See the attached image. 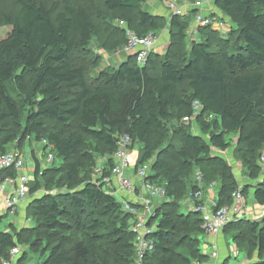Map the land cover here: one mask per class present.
Here are the masks:
<instances>
[{"label": "trees", "instance_id": "trees-1", "mask_svg": "<svg viewBox=\"0 0 264 264\" xmlns=\"http://www.w3.org/2000/svg\"><path fill=\"white\" fill-rule=\"evenodd\" d=\"M213 1L209 16L229 19L233 33L200 26L194 40L190 31L197 10L167 16L147 11L146 0H102L98 16L109 25L107 14L123 22L112 32L125 45L127 30L140 37L161 34L163 22L170 42L164 55L155 50L144 64L129 53L117 67L92 75L76 59L98 60L92 48L99 40L93 6L79 7L76 0L0 5V29L11 28L0 40V156L35 138L47 142L46 156L50 151L55 157L44 170L36 157L26 207L31 224L0 229V264L17 244L25 248L19 264L33 253L43 264L136 263L134 218L94 175L102 157V176L112 177L113 156L126 136L132 149L141 147L136 170L150 167L148 179L167 192L150 222L155 229L147 238L154 246L144 264L210 262L202 250L206 234L200 214L182 212L180 203L197 190L205 200L215 184L218 207L232 204L240 184L225 156L231 149L252 181L243 194L247 198L253 189L264 205V180L256 182L263 175L264 0ZM182 117L195 120L197 128L176 126ZM197 171L204 184L192 179L188 190ZM17 173L7 170L5 176ZM223 233L238 248L246 247L248 264H264V220L232 222Z\"/></svg>", "mask_w": 264, "mask_h": 264}, {"label": "built area", "instance_id": "built-area-1", "mask_svg": "<svg viewBox=\"0 0 264 264\" xmlns=\"http://www.w3.org/2000/svg\"><path fill=\"white\" fill-rule=\"evenodd\" d=\"M183 6H189L183 12ZM206 5H203L202 1H196L194 3H187L178 5L176 0L169 1V9L172 14L186 15L193 10H197L194 14V22L196 26H212L213 28H223L225 22L229 20L227 18L218 19L216 17H205L202 13L206 9ZM192 32L197 34L196 30ZM127 44L126 50L132 53H136L137 61L139 64H144L147 56L157 49L159 43V37L155 33H150L146 37H140L132 30H127ZM199 103H195L196 113L199 112ZM47 144L46 141L42 142ZM132 140L129 136L123 137L120 142V148L115 152L113 158L115 160V167L112 171L111 178H104V183L111 186V182L116 179V194L120 196V199L124 205L125 211L133 216V218L140 217L142 222L139 224H133V232L137 239V256L135 264H144L146 253L153 249V243L144 238L139 233L145 228L143 220L145 218H155L156 208L152 199L143 200V198L137 197L135 194L137 188L130 181L131 174L128 175L129 169H134L139 159V152L136 149L131 148ZM55 157L50 151H47V164L53 163ZM261 163H264V150L261 154ZM17 170V176H5L7 170ZM98 174L102 175L103 167L97 168ZM141 178L145 181V191L150 196L158 199H165L167 192L162 186L153 184L151 181L146 180V169L143 168L140 171ZM148 179V178H147ZM33 179H30L29 172L26 169V162L24 160V154L16 147L12 148L11 152L0 156V191H4L7 184H12L15 187L14 193L6 197L5 204L8 212L16 214L17 209L22 204H28L30 198V183ZM115 181V180H114ZM197 182L200 187L204 184V178L202 173L199 172ZM215 184H211L210 188H214ZM122 195V196H121ZM194 200L190 210H193L200 214L202 219V228L205 231L207 240L204 241L202 246L203 253L208 255L210 262L206 264H221L219 262L220 252L215 243V238L223 233L225 227L232 223L242 219H246L248 214L246 213L247 198L243 194L242 187L240 186L233 194V202L230 205L218 207V202L215 197L207 198L203 200V191L197 190L191 193ZM27 226L31 224V219L26 218ZM25 252V248L17 244L9 254V257L3 261V264H19L22 255ZM234 253V252H232ZM200 264V263H199Z\"/></svg>", "mask_w": 264, "mask_h": 264}, {"label": "rangeland", "instance_id": "rangeland-1", "mask_svg": "<svg viewBox=\"0 0 264 264\" xmlns=\"http://www.w3.org/2000/svg\"><path fill=\"white\" fill-rule=\"evenodd\" d=\"M40 1H43V2L51 5L55 2L59 3L61 0H40ZM76 1H77V5L79 7H92L93 6V8H95L94 9L93 22L98 29L99 40L92 43V48L94 49L95 53H97V54H99V56H101V58L99 56H97L98 60H95V57L93 55L91 59H88V61L87 60L84 61L85 59H83V58H79V59L77 58L76 59L78 61L77 63L83 64V65L85 64V66L86 65L89 66V68H90L89 73L91 75L95 74L94 73L95 70L101 69L105 66L117 67L118 65H120L122 63L121 61L126 57L127 52H126V45L124 43V38L121 35H114L112 30H114L115 27L121 28L125 25L123 24V22L118 20L117 16L112 17L111 14H107L108 20L112 21L111 25L106 23L107 21L104 18H102L101 16H98L100 13H102L104 11L102 0H76ZM197 1H202L203 5L205 4L207 6L206 9H204L202 11V13L205 15V17H208L215 10V8L213 7V5H214L213 0H197ZM176 3L178 5H182V4L194 3V2H192V0H178V1L176 0ZM0 5H4V7H7V8H12L14 3H13V0H0ZM144 8L147 11L152 12L153 14H162V15L165 14L168 16V15L173 13L169 9V1L168 0H146ZM183 8H184L183 12H185L187 9L189 10V6H183ZM219 18H220V16L218 17V19ZM196 25H197L196 22H194V25L191 26V31H190L191 37H194L193 38L194 40L199 39V36L196 33L192 32L193 30L198 31V29L200 28V26H196ZM215 30L224 36H228V35L230 36L233 33V31H229L228 28L225 31L224 30L221 31L220 29H215ZM10 31H11L10 27L1 28L0 29V40L5 38L6 35ZM168 31H169L168 30V23L163 22V32L161 34H157V36L159 37V43L157 46L158 47V53L161 56L167 52V48H168V45L170 42ZM103 48L105 50H99V49H103ZM176 126L185 127V128L190 127L193 129L197 128V124H196L195 120H189L187 117H185V118L182 117L179 120V124ZM229 138L234 139V137H232V136H230ZM43 147H44V145L42 142L36 140L35 138H30L29 140H27L22 145V147L19 148V150L24 154V160L26 162V169H28L30 179L34 178L33 171L35 168V161H34L33 157L35 158V160H36V157L39 159L42 170H44L46 167H49L52 165V163L47 164V161H46L47 156H46V152L44 151ZM140 150H141V147H138V148H136L135 151H138L139 152L138 154L140 155ZM32 155H33V157H32ZM225 156L227 157L228 162L233 166L235 172L237 173L238 183L240 184V186L243 188L245 184H250L252 181L248 178V176L246 174V172H247L246 169H244L242 167V163L240 162L239 157L234 156V149L229 150ZM105 159L106 158H102V157L98 158L99 166L102 165V163L104 162ZM55 165L59 166L60 163H58V161H57ZM262 167H263V175L256 182L264 180V163H262ZM141 169H143V168H141ZM141 169L136 170V167L133 170L129 169L127 177H129V174H131V177H129V178H130V181L133 182V184L137 188L135 191H133V192H135L136 195H138L137 197L143 198L142 201L147 200L149 198L152 199L153 204H154L155 208L157 209V207L161 206L164 202H166V200L154 198V197L150 196V194L148 192L145 191V181H144V179L141 178V175H140ZM145 169H146V175H147L146 180L150 181L147 178H148V175L151 171V168L146 167ZM97 170L98 169H96V172H94V175L97 176L96 179L102 184V183H104V176H102L101 174L98 176ZM199 172L200 171H197L196 174L194 176H192L193 178L189 179L188 190L190 189V184H191L190 181L192 179H193L192 182L197 181V177H198ZM114 180L111 182V186L107 185V183H104L103 188L108 192L109 191L115 192L117 189V187L115 186L117 180L116 179H114ZM45 189L50 190V192L53 194L56 193L55 188L47 187ZM210 191H214V193L217 194V186L215 185L214 188H210V186H209L207 193ZM4 194H5V192L0 193V205H2L4 202ZM250 194H251V190L248 191L247 200H248ZM117 196L119 197V200H121L120 196L119 195H117ZM166 199H167V197H166ZM193 202H194V200L192 199V195H191V193H189L180 203L182 212H187L188 210H190L192 205H193ZM0 208H1V210H0L1 214L7 213V216L3 219V225H1V227H0V229H5V227L9 226L11 224V222H13V220H16L17 216L12 214L11 212H7L5 207H0ZM262 220H264V217ZM132 221H134V219ZM224 237L226 240L227 255L222 259V261L229 258V259H227L228 264H244L245 258H246L245 256L248 253V251L246 250V247L234 248L235 252L232 253L230 248L233 245V241H232L233 239L228 234H226V235L224 234ZM203 239L207 240V237L205 236V238L203 237ZM136 247H137V243H136ZM217 248L219 249V246H217ZM219 252H221L220 249H219ZM254 258H255V255L253 256V259ZM43 260L44 259L41 258L39 253H33V254L29 255L28 260L25 261V263H23V264H43Z\"/></svg>", "mask_w": 264, "mask_h": 264}, {"label": "crops", "instance_id": "crops-1", "mask_svg": "<svg viewBox=\"0 0 264 264\" xmlns=\"http://www.w3.org/2000/svg\"><path fill=\"white\" fill-rule=\"evenodd\" d=\"M229 20V19H228ZM231 25L230 22H225V25L223 28H215V29H220L221 31H223L224 29L227 30H230L231 29ZM156 52H158V47L156 49ZM127 54H129L127 52ZM33 157V155H32ZM34 161H35V158L33 157ZM35 166H36V162H35ZM28 171V169H27ZM33 173H35V168H34V171ZM7 190V191H6ZM14 190H15V187L14 185L12 184H7L6 188L4 189V191H0V193H3L5 192L4 194V202L2 205H0V207H5L6 208V204H5V200H6V197H8L10 194L14 193ZM254 190L251 189V194L247 200V206H246V213L248 214L247 218L248 220H252V221H261L264 217V205H260L257 203V201L255 200L254 198ZM215 193L214 191H210L206 194L207 198H212V197H215ZM28 204H22L21 206H19V208L17 209V212L16 215L17 218L16 220H13V222H11V224H13L14 226H17L18 228H22L24 226H27L26 224V207H27ZM1 210V208H0ZM7 210V208H6ZM8 212V211H7ZM3 217L4 218L7 216V213L5 214H1L0 213V217ZM215 243L217 244V246H219V249H220V258H219V262L222 264L224 263L227 259L223 260L222 259L227 255V250H226V240H225V237H224V233H221L219 236H217L215 238ZM234 248H237V246L233 243V245L231 246V252H235L234 251ZM222 257V258H221ZM245 262L244 264H248L250 262L248 256L246 255L245 256ZM228 261V260H227Z\"/></svg>", "mask_w": 264, "mask_h": 264}, {"label": "bare ground", "instance_id": "bare-ground-1", "mask_svg": "<svg viewBox=\"0 0 264 264\" xmlns=\"http://www.w3.org/2000/svg\"><path fill=\"white\" fill-rule=\"evenodd\" d=\"M215 29V28H214ZM226 29H224V31H225ZM127 41H128V39H127ZM126 52H128V53H131V54H136V53H132V52H129V51H127L126 50ZM128 213V212H127ZM129 214V213H128ZM131 215V214H130ZM132 216V215H131ZM152 221V219L151 218H145L144 220H143V224H144V226H145V228L139 233L141 236H143L144 238H146V237H148L153 231H154V229H155V226L154 225H151L150 224V222ZM142 222V219L140 218V217H136V218H134V221H133V224L134 223H136V224H139V223H141ZM133 228V227H132ZM133 230V229H132ZM136 236V235H135ZM147 240H150L151 241V239H148L147 238ZM152 242V241H151ZM136 243H137V239H136ZM137 248H138V245H137Z\"/></svg>", "mask_w": 264, "mask_h": 264}]
</instances>
